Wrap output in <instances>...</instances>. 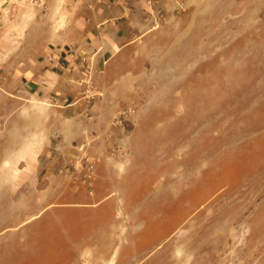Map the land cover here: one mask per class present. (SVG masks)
Instances as JSON below:
<instances>
[{"label": "rangeland", "instance_id": "1", "mask_svg": "<svg viewBox=\"0 0 264 264\" xmlns=\"http://www.w3.org/2000/svg\"><path fill=\"white\" fill-rule=\"evenodd\" d=\"M5 5L0 264H264V0ZM117 7L132 42L102 72L68 101L25 92V69ZM81 150L92 193L60 172Z\"/></svg>", "mask_w": 264, "mask_h": 264}, {"label": "crops", "instance_id": "2", "mask_svg": "<svg viewBox=\"0 0 264 264\" xmlns=\"http://www.w3.org/2000/svg\"><path fill=\"white\" fill-rule=\"evenodd\" d=\"M6 2L0 0V14L8 9ZM124 10L117 7L115 16H100L80 24L76 40L56 45L38 58L22 75L25 92L35 100L68 101L86 77L102 72L117 52L131 45V17Z\"/></svg>", "mask_w": 264, "mask_h": 264}, {"label": "built area", "instance_id": "3", "mask_svg": "<svg viewBox=\"0 0 264 264\" xmlns=\"http://www.w3.org/2000/svg\"><path fill=\"white\" fill-rule=\"evenodd\" d=\"M146 1L148 4L154 2V0ZM83 95L87 103H89L95 96L90 88H85ZM87 114L88 113L86 112L85 115ZM60 172H64L65 175L71 176L74 180L84 185L89 193H92L96 177V158L88 154L86 151L81 150L73 156V159L69 164H66L60 169Z\"/></svg>", "mask_w": 264, "mask_h": 264}]
</instances>
